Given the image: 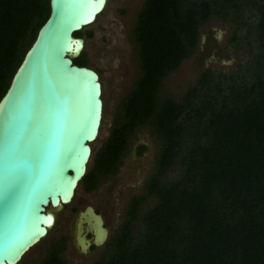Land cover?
<instances>
[{
	"label": "trees",
	"instance_id": "1",
	"mask_svg": "<svg viewBox=\"0 0 264 264\" xmlns=\"http://www.w3.org/2000/svg\"><path fill=\"white\" fill-rule=\"evenodd\" d=\"M48 15L49 0H0V98ZM212 19L232 26L236 49L245 30L255 52L231 73L203 70L179 99L163 95L164 79L193 55ZM133 35L139 70L127 112L81 181L94 190L97 175L115 172L143 127L159 142L155 172L94 264H264V0H144ZM175 164L179 175L163 180ZM147 197L155 201L140 215ZM66 239L51 242L42 264H66Z\"/></svg>",
	"mask_w": 264,
	"mask_h": 264
},
{
	"label": "water",
	"instance_id": "2",
	"mask_svg": "<svg viewBox=\"0 0 264 264\" xmlns=\"http://www.w3.org/2000/svg\"><path fill=\"white\" fill-rule=\"evenodd\" d=\"M107 0H49L39 27L0 98V264H17L53 225L88 170L103 112L98 72L74 59ZM93 205L81 210L75 242L82 252L107 238ZM90 234V237H87Z\"/></svg>",
	"mask_w": 264,
	"mask_h": 264
},
{
	"label": "rangeland",
	"instance_id": "3",
	"mask_svg": "<svg viewBox=\"0 0 264 264\" xmlns=\"http://www.w3.org/2000/svg\"><path fill=\"white\" fill-rule=\"evenodd\" d=\"M143 2L107 0L95 21L76 33L83 37L84 47L75 59L84 57L87 65L99 73L102 85V121L98 137L91 143L88 170L93 166L96 153L109 137L115 119H123L127 112L126 97L139 70L133 32ZM231 33L232 26L217 19L202 26L195 52L177 70L166 76L162 83V94L179 99L203 70L227 74L235 71L238 64L248 61L256 50L255 39H244L245 30H240V48L236 49L229 42ZM158 148L159 142L149 127L136 130L117 170L97 175L98 185L94 190L86 191L80 181L73 199L55 210V221L47 234L17 264H42L51 242L61 237L67 238L61 254L66 264H94L108 256L111 240L125 220L128 203L134 196L145 194L146 180L155 172ZM179 172V165L175 164L162 179L172 181ZM154 201V197H147L139 206V214L150 208ZM86 205H93L103 216L108 232L102 244L92 245L87 252H82L75 242L74 233L77 215ZM142 227L140 218H137L134 233L142 231Z\"/></svg>",
	"mask_w": 264,
	"mask_h": 264
},
{
	"label": "bare ground",
	"instance_id": "4",
	"mask_svg": "<svg viewBox=\"0 0 264 264\" xmlns=\"http://www.w3.org/2000/svg\"><path fill=\"white\" fill-rule=\"evenodd\" d=\"M104 7H105V5H104ZM104 7H103V9H104ZM102 9V10H103ZM102 10L99 12V14L102 12ZM97 17V16H96ZM96 19V18H95ZM95 19H94V21H95ZM93 21V22H94ZM91 24V23H90ZM83 47H84V43H83ZM83 49V48H82ZM99 74V73H98ZM101 90H102V85H101ZM62 206V205H61ZM48 208H50V209H48V210H50V211H52V213H53V217H54V219H53V223H54V221H55V210L57 209V208H55V207H51V206H49Z\"/></svg>",
	"mask_w": 264,
	"mask_h": 264
},
{
	"label": "flooded vegetation",
	"instance_id": "5",
	"mask_svg": "<svg viewBox=\"0 0 264 264\" xmlns=\"http://www.w3.org/2000/svg\"><path fill=\"white\" fill-rule=\"evenodd\" d=\"M88 66V65H87ZM96 210V209H95ZM97 211V210H96ZM98 212V211H97ZM91 235L90 234H87V237H90ZM90 246H92V245H90ZM89 250V249H88Z\"/></svg>",
	"mask_w": 264,
	"mask_h": 264
}]
</instances>
